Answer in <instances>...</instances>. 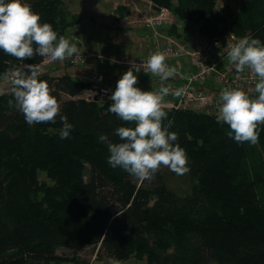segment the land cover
Masks as SVG:
<instances>
[{"label": "trees", "instance_id": "obj_1", "mask_svg": "<svg viewBox=\"0 0 264 264\" xmlns=\"http://www.w3.org/2000/svg\"><path fill=\"white\" fill-rule=\"evenodd\" d=\"M150 1L184 21L183 28L166 29L171 35H188L194 23L210 39L235 32L264 43V0H242L236 13L216 9L218 0ZM25 2L58 37L67 39L82 24L64 0ZM117 9L121 21L126 8ZM121 26L124 32L136 28ZM43 59L20 61L0 51V75H30L28 65L40 66ZM114 68L101 70L107 75ZM38 79L60 103L55 123L27 125L13 88L0 94V264H77L78 253L89 246L118 262L134 257L146 264H264V123L256 144H239L213 115L166 110L163 124L171 123L169 131L178 134L175 143L186 151L192 180L179 194L161 169L139 181L108 164L107 143L99 137L120 143L115 129L135 124L109 112V105L74 98L88 82L67 73L38 72ZM60 116L73 125L67 139L59 135ZM61 248L74 255H59Z\"/></svg>", "mask_w": 264, "mask_h": 264}, {"label": "clouds", "instance_id": "obj_2", "mask_svg": "<svg viewBox=\"0 0 264 264\" xmlns=\"http://www.w3.org/2000/svg\"><path fill=\"white\" fill-rule=\"evenodd\" d=\"M0 51L25 61L36 56L51 60L72 57L78 49L75 44L59 36L49 23H41V17L25 0H0ZM227 59L237 73L245 69L255 74V98L239 88L225 89L219 96L220 108L216 117L218 124H227L228 137L239 144H256L259 139L258 125L264 123V43L247 36L227 48ZM164 53H154L146 62V68L168 80L176 69L166 63ZM30 75L16 72L11 81L15 106L23 114L25 123H55L60 113L57 99L51 94L46 81L38 79L39 65H28ZM137 85V75L130 69L117 81L111 93L112 103L108 111L135 127L121 126L115 129L120 143L109 141L107 135L99 137L107 143L108 164L120 168L139 181L151 179L162 167L183 175L188 171L186 151L178 144V134L170 132L163 121L167 113L162 109L163 99L170 88L159 92L144 91ZM177 89L175 95L182 94ZM61 139L71 135L73 125L67 116H60Z\"/></svg>", "mask_w": 264, "mask_h": 264}, {"label": "built area", "instance_id": "obj_3", "mask_svg": "<svg viewBox=\"0 0 264 264\" xmlns=\"http://www.w3.org/2000/svg\"><path fill=\"white\" fill-rule=\"evenodd\" d=\"M156 12L144 21L140 40L142 53L134 50H116L107 55H98L97 60L103 66L121 67L125 72L130 69L137 75V87L144 91L159 92L162 87L170 88V92L163 99L162 109L191 110L217 117L220 104L219 96L225 89L239 88L250 97L257 95L254 91L256 77L250 70L237 73L235 66L227 59V48L234 45L240 38L250 35H238L230 32L224 37L210 39L203 35L200 24H191V31L186 36H174L166 31L176 25L184 27V21L175 17L170 7L160 6L149 0ZM226 3L218 0L216 9L225 8ZM148 30L153 32L152 38ZM70 43L75 44L78 51L72 57L62 61L74 69V78L90 82V86L83 91L80 98L98 105H110V96L115 90L117 82L110 80L103 70H92L90 62L94 52L89 51L84 42L74 36ZM164 53L165 63L174 67L176 72L168 80H161L159 74L147 70L146 62L154 53ZM61 60L45 58L41 69ZM19 70H12L6 74L11 81ZM42 72V70H40ZM21 73V72H20ZM78 73H82L80 77ZM183 89L181 95L176 96L175 91ZM113 263L115 260L112 261ZM118 262V261H116Z\"/></svg>", "mask_w": 264, "mask_h": 264}, {"label": "rangeland", "instance_id": "obj_4", "mask_svg": "<svg viewBox=\"0 0 264 264\" xmlns=\"http://www.w3.org/2000/svg\"><path fill=\"white\" fill-rule=\"evenodd\" d=\"M102 0H64L66 5L68 6V9L72 12H79L83 16L82 17H89L92 16L94 19V22L92 23V19L86 18L85 21H88L85 25L81 24L82 29H85L87 32V35L83 36V40L85 43V47L89 51H94L91 49L88 45L89 42H91L92 38L95 37L97 40L102 41H111L114 42L118 40V37L124 33V31H121L120 28H122L121 21L118 19V7L119 5L123 6L122 3L116 4L114 1L116 0H108V2H105L103 0L104 7L100 5V2ZM126 4L131 5L133 8L136 6L140 7L143 12H149V0H125ZM226 3L225 9H228L231 13H236L240 6L242 0H223ZM116 5H115V4ZM118 5V6H117ZM113 6L115 8L113 9ZM137 13H139L140 18L138 19L139 23L142 25L144 24V21L154 14V10H151V13L145 17L141 12L137 10ZM129 15H133L132 12L129 10ZM131 20H135L134 15ZM83 33V31H82ZM116 47V46H113ZM117 48V47H116ZM118 50L114 49V51ZM109 51V50H108ZM96 52V51H94ZM107 52V51H106ZM105 53V52H101ZM121 68V67H120ZM123 69V68H122ZM41 73H49L53 76H60L64 73L75 75L74 69L68 64L66 61H57L51 65L43 67ZM118 70V69H117ZM124 70V69H123ZM121 71V70H119ZM115 72L112 74H108V78L110 80L114 79ZM41 75V74H40ZM80 77L82 76V73H78ZM13 88V85L11 83L10 79L6 78V75H0V94L9 92ZM74 98H80L74 97ZM63 99H69L68 95H63ZM60 104V103H58ZM102 106V105H100ZM164 171L168 186L175 192L179 194L185 193L192 185V180L190 179L188 171L185 172L183 175H178L174 172H172L169 168L162 166L160 168ZM102 253V254H101ZM58 254L62 256H67L71 258L74 254H72V251L67 248H61L58 250ZM102 255V256H101ZM77 261H80V264H146V261H140L134 257L130 258L129 260L125 262H112L113 259L107 258L106 252H104L103 249L95 248L94 246H89L83 249L80 253L77 255ZM101 256V257H100ZM105 256V257H104ZM86 261L87 263H83ZM72 262V263H71ZM55 264V263H51ZM63 264H73V261H67ZM75 264V263H74Z\"/></svg>", "mask_w": 264, "mask_h": 264}, {"label": "crops", "instance_id": "obj_5", "mask_svg": "<svg viewBox=\"0 0 264 264\" xmlns=\"http://www.w3.org/2000/svg\"><path fill=\"white\" fill-rule=\"evenodd\" d=\"M146 2V0H144ZM105 2H108V0H105ZM116 4H118L119 2L122 3L123 7L126 8V11H125V17L121 20V23H132V26H135L136 28H131L130 30H128V32H124L122 35H120L118 37V40L114 41V42H111V41H102V40H97L95 39V37L92 38L91 42H89V47L91 49H93L94 51L96 52H106L108 51L111 47L113 46H116L117 48H120V49H123V47L125 46H128V48L130 50H134V52H140L142 53L143 50L140 49V43L141 41L140 40H143L142 36H141V33H142V28L144 27L143 25H139V21L138 19L140 18V14L137 13V10L139 12H141V14H143L145 17H147L150 13H151V10L153 9L150 5L148 6L149 8V12H143L141 10L140 7L136 6L135 8H133L131 5H128L126 4V1L125 0H116L114 1ZM114 3V4H115ZM115 4V5H116ZM100 5L102 7H104V4H103V0L100 2ZM118 6V5H117ZM115 8V6H113V9ZM117 8V7H116ZM129 10L132 12V14L134 15V18L135 20H131L130 18H132L133 15H129L128 12ZM154 10V9H153ZM155 12V11H154ZM72 13H76V14H79L81 15V17L83 16L81 13L79 12H73ZM140 15V16H139ZM119 16V14H118ZM86 18H89V17H82V24L85 25L86 23H88V21H85ZM89 19H92V23L94 22V19L92 16H90ZM118 69V70H117ZM109 70V69H108ZM121 70V71H119ZM110 71V70H109ZM115 72L114 74L117 73V75H115L114 79H112L114 82H117L125 72V70H123L122 68L120 67H117V68H114L111 70V72H108L107 73V76L108 74H112L113 72ZM109 77V76H108ZM72 263V262H71ZM83 263H87L86 261H84ZM74 264V263H73ZM77 264H80V261H78Z\"/></svg>", "mask_w": 264, "mask_h": 264}, {"label": "bare ground", "instance_id": "obj_6", "mask_svg": "<svg viewBox=\"0 0 264 264\" xmlns=\"http://www.w3.org/2000/svg\"><path fill=\"white\" fill-rule=\"evenodd\" d=\"M82 25H77V26H75V27H73L72 29H71V31H70V33H69V35H68V40H72L73 38H74V36H77L79 39H81L83 42H84V40H83V36L84 35H87V32H86V30L85 29H82V27H81ZM82 31H83V33H82ZM84 45H85V43H84ZM114 49H117L116 47H111L110 49H109V51H107V52H105V53H101V52H94V51H92V52H94V57H93V59H92V61L90 62V68L92 69V70H101V68L103 67L100 63H99V61L97 60V56L98 55H107V54H109V53H111V52H114ZM45 59V58H44ZM43 59V60H44ZM40 70H41V65H40ZM39 73H41L40 71H39ZM86 82H88V81H86ZM89 83V86H90V82H88ZM88 86V87H89ZM87 87V88H88ZM86 88V89H87ZM83 93V92H82ZM81 93V94H82Z\"/></svg>", "mask_w": 264, "mask_h": 264}]
</instances>
